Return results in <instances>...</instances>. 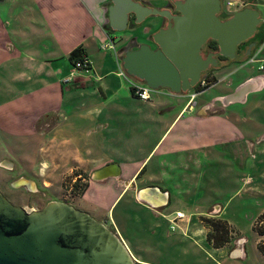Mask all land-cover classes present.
<instances>
[{"label": "crops", "instance_id": "0c3cea01", "mask_svg": "<svg viewBox=\"0 0 264 264\" xmlns=\"http://www.w3.org/2000/svg\"><path fill=\"white\" fill-rule=\"evenodd\" d=\"M107 6V0H0V146L6 142L34 145V155L23 157L26 162L44 154L52 160L69 161L73 170L78 171L76 178L80 173L90 176L103 166L115 165L118 177L106 179L105 185L94 193V198L105 206L103 214H108L114 203L119 199L117 205L125 195L132 200L133 192L128 190L132 183L138 188L158 186L167 194L170 205L171 193L163 183L168 180L165 172L202 166V156L207 150L243 140L241 131L235 127L236 115L229 107L246 104L249 95L255 93L245 94L244 98L226 106L227 114L224 108L213 115L197 105L193 93L184 96L156 90L148 101L134 98L124 80L116 76L118 68L121 69L119 49L114 51L113 61L97 51V46L101 47L110 37L105 28ZM263 48L264 42L258 52L262 65L258 80L264 89ZM74 49L81 50L89 61V75L70 76L68 56ZM91 56L101 58L95 62ZM259 107L258 103L252 106L253 110ZM228 114V118L224 117ZM86 134H98L101 144L110 143L114 135L125 137L126 154L119 148V152L116 149L101 159L90 160L91 149L80 147L82 139L76 138ZM136 142L139 146L135 148ZM131 150L137 153L128 156ZM153 198L160 200L157 196ZM169 205L159 214L179 212L184 217L190 216L195 221L191 226L198 227L187 229L183 237L171 232L167 225L164 239L172 247L165 264H175L181 256L187 261V248L192 247L191 242L195 243L192 237H201L210 247L205 240L207 229L204 231L197 223L200 217L206 216L225 221L234 235L221 248H211L218 258H226L229 264H238L247 258L246 241L235 233L234 223L224 218L223 207L212 203L206 212L198 211L193 216L169 209ZM262 213L260 210L253 220ZM154 228L158 230L151 232L159 231L157 225ZM253 251L262 261L255 243ZM207 261L210 260L202 258L198 263Z\"/></svg>", "mask_w": 264, "mask_h": 264}, {"label": "rangeland", "instance_id": "374dc122", "mask_svg": "<svg viewBox=\"0 0 264 264\" xmlns=\"http://www.w3.org/2000/svg\"><path fill=\"white\" fill-rule=\"evenodd\" d=\"M221 2L227 15L244 8L247 4L246 0H221ZM150 4L160 6L162 2L152 1ZM257 9L264 23L262 4H259ZM159 24V19L150 18L134 31L110 32L111 36L117 35L115 37V52L120 47L125 46L127 39L132 36L137 39L138 45L143 44L149 48L152 47L147 41V36L153 34L160 26ZM142 33L145 34L144 37H142ZM260 41L261 38L258 39L256 48L247 58L204 74L202 83L187 93L201 92V95L196 99L197 105L203 104L206 113L213 115L217 112L221 113L225 107L222 103L217 102L219 98L226 102L228 95L233 94L249 80L251 88L246 95L253 92L255 95H249L246 104H234L229 107V111H233L236 115L235 127H238L244 139L225 145H217L211 149L212 151L207 150L202 156V166H189L187 171L169 169L165 172L168 180L163 182L171 193L172 199L169 209H178L195 216L198 211L206 212L212 203L223 207L224 218L234 223L232 225L236 230L235 233L245 239L246 246L249 248L247 258L238 264H264V234H257L261 230L258 226L254 229L257 232L251 230V222L253 221L252 227H255L257 222L253 218L257 216L256 214L260 210L264 211V89L262 84L253 82L259 79L258 74L261 72L258 69L259 66H262L258 60L260 58L258 52L262 46ZM97 51L101 55L110 57V60L113 61L114 52L112 50H102L97 46ZM91 58L93 61L99 62L101 57L91 56ZM256 67L258 70L254 71ZM249 70L254 72H248ZM75 75L85 76L86 74L76 73ZM261 87L262 90H260ZM255 103H258L260 107L253 110L252 106ZM224 117L228 118L229 114ZM85 130L86 127L83 128L84 132ZM97 136L98 134L76 136V138L82 139L78 144L80 147L91 149L88 159H101L103 155H110V151L116 152L117 149L119 152V148L126 154L124 150L126 146L125 137L122 140L119 135H114L111 136L112 141L110 143L105 141L106 143L102 142L101 144L99 139H102ZM138 146L139 143L136 142L135 148ZM34 152V145L22 146L6 142L4 146H0V164L3 165L0 166V195L11 205L29 213L42 209L46 203L51 201L63 202L76 210L87 213L93 220L104 224L109 230L112 229L110 224L113 223L117 233L138 263L147 264L144 262L147 261L152 264H165V258L171 252L172 245L164 239V231L167 229V223L164 219L136 206L129 195H125L116 205L118 199L110 212L103 214L105 206L94 198V193H97L96 189L100 190L106 182H102L103 180L98 181V183L89 181L88 176L82 175V173H80L79 178H76L75 172L78 171L73 170L71 162L52 160L48 156L45 157V154L43 157L36 155L27 162L23 159L24 156L32 157ZM136 153L132 150L128 151V156H133ZM172 159L173 157H171ZM197 159H199V155ZM6 162L10 163V166ZM189 164L191 165L190 161ZM190 173L193 176L191 181ZM19 178L32 181L35 185V191L32 192L23 187L12 188L11 184ZM114 184L119 185L118 183ZM113 208L114 210H112ZM206 218L213 217L206 216ZM193 223H195L194 220L191 221V224ZM155 225L159 227V231L153 233L151 231L158 230V228H154ZM201 225L205 231L207 227L204 226L203 222ZM201 225L199 224V226ZM195 227L198 225L189 226L188 229ZM229 237L234 238L230 230ZM191 240L195 243L191 242L192 247L187 248L189 255V258L186 257L187 261H185L184 256H181L175 264H199L198 262L202 258L210 260L205 264H229L226 258H218L217 253L206 246L201 237H192ZM254 243L257 252L263 256L262 261H259L254 254ZM258 246L262 247L263 252L258 251Z\"/></svg>", "mask_w": 264, "mask_h": 264}, {"label": "water", "instance_id": "95a60500", "mask_svg": "<svg viewBox=\"0 0 264 264\" xmlns=\"http://www.w3.org/2000/svg\"><path fill=\"white\" fill-rule=\"evenodd\" d=\"M107 1L106 21L112 32L125 29L128 15L133 17L134 24L150 16L167 21L164 28L150 36L155 50L138 45L135 50H124L118 62L129 78L153 91L174 94L192 90L200 75L216 65L212 54L201 57L206 41L215 43L218 56L231 60L236 46L250 39L261 22L258 10L253 7L240 9L220 21V0L172 1L176 15L134 0ZM258 2L264 5V0ZM253 82L260 83L258 79ZM249 83L228 95L226 101L242 99L251 88ZM118 173L115 165L108 164L91 172L89 178L98 182L115 179ZM11 187L35 191L34 183L24 178L17 179ZM150 192L158 191L147 189L137 196ZM0 264H133V261L115 234L82 211L51 201L40 210L27 213L0 195Z\"/></svg>", "mask_w": 264, "mask_h": 264}, {"label": "flooded vegetation", "instance_id": "af4514ba", "mask_svg": "<svg viewBox=\"0 0 264 264\" xmlns=\"http://www.w3.org/2000/svg\"><path fill=\"white\" fill-rule=\"evenodd\" d=\"M136 2H138L140 5L142 6H146L148 8H154L156 10H165L167 11L168 13H170L171 15H176V13L174 12L173 10V6H172V1H180V0H134ZM152 1H160L162 2V4L160 6H153L150 4V2ZM247 1V4L245 5L244 8L246 7H253V8H256L257 9V6L259 5V2L258 0H246ZM243 9V8H242ZM258 10V9H257ZM231 15V14H230ZM230 15H227L225 12H224V9L222 7V2L220 0V9H219V13H218V19L220 21H223L225 20L226 18H228ZM150 18H156V19H159L160 21V26H158V28L154 31L156 32L158 29L160 28H164L167 24V21L165 19H162V18H159V17H156V16H150V17H146L142 22H140L139 24H134L133 23V17L131 15H128V18H127V22H126V26H125V29L121 32H129V31H134L136 30L137 28H139V26L144 23L145 21L149 20ZM105 28H106V31L108 33L112 32L108 25H107V22H106V25H105ZM149 31V30H148ZM145 33V31H143ZM261 33L264 34V23L263 21L261 20V22L257 25L256 27V30L254 32V35L240 43L238 46H236L235 48V51H234V57L233 59L229 60L227 58H224V57H221V56H218L217 55V48H216V45L213 41H206V43L203 45L202 49H201V57L202 58H205L208 54H212V58L215 59L216 61V65L215 66H209L208 69L202 73L200 75V80L198 81V83L196 84V86L193 88H197L199 86V84L202 83V76L212 70H217V69H220V68H224L226 66H229L231 64H234V63H238L239 60H244L245 58H247L249 55H251V53L253 52V50L256 48V45L258 43V39L261 38V43L263 42V35L261 36ZM152 34V33H151ZM147 36V41L149 42V44H151L152 47H150L151 50H155L156 47L152 44L151 40H150V36ZM117 35H115L116 37ZM111 38H114L110 35ZM116 41V39H115ZM137 39H135L133 36L128 38L127 41L125 42V46H122L119 48V53H122L124 50L128 49V50H135L138 46L137 44ZM248 47H250L248 49ZM248 52V53H247ZM243 62V61H242ZM192 89V90H193ZM200 92V91H199ZM188 93V92H187ZM182 94L184 96L188 95V94ZM199 95H201V92L200 93H195V97H198ZM227 98V97H226ZM218 103H222V105H224L225 107L223 108H226V106H228L229 104H232V102H225L224 100L222 101V99L220 100H217ZM234 102V101H233ZM200 108H204L203 104L201 106H199ZM200 110H198L199 112ZM206 111V110H205ZM87 179H89L90 181V178L89 176L87 177ZM106 180H103L102 182H105ZM92 182H95V181H92ZM95 183H98V182H95ZM147 189H157V196L159 197L160 200H151V201H148L146 199H144V195H141L139 197H142L141 199L137 196L139 192H142V191H145ZM129 192H133V196H132V202L142 208V209H145L149 212H151L152 214H157L159 217H161L162 219H164L168 225V228H169V220L172 218V215L176 212H172L170 214H166V215H160L159 213L161 211H163L168 205H169V201H168V198H167V194L162 191L158 186H153V185H147V186H142V187H136L134 183L130 184L129 188H128ZM128 192V194H129ZM145 194H148V193H145ZM150 194V193H149ZM162 195H163V198H162ZM3 197V196H2ZM162 199V201H161ZM85 213V212H84ZM179 213V212H178ZM87 214V213H86ZM88 215V214H87ZM188 222L186 224V227H185V224L184 222H181V221H176L175 224L177 226V228L173 229V230H170L171 232H177L179 233L180 236H183L185 237L186 236V232H183V229L184 227L186 228L185 231L189 228V226H191V219H190V216L189 217H186ZM201 218L200 217L198 220H199V224H202V221H201ZM201 222V223H200ZM102 224V223H101ZM104 225V224H102ZM112 229L109 230L111 231L113 234H115L120 240H121V237L120 235L117 233L116 231V228L115 226L113 225V223L110 224ZM105 227V226H104ZM106 228V227H105ZM181 230V231H180ZM184 233V234H183ZM122 241V240H121ZM127 249V248H126ZM129 252V250H128ZM130 254V252H129ZM131 255V254H130ZM132 257V255H131ZM133 258V257H132ZM134 259V258H133Z\"/></svg>", "mask_w": 264, "mask_h": 264}, {"label": "built area", "instance_id": "2783aa9c", "mask_svg": "<svg viewBox=\"0 0 264 264\" xmlns=\"http://www.w3.org/2000/svg\"><path fill=\"white\" fill-rule=\"evenodd\" d=\"M262 8H264V5H262ZM115 43H116L115 38L108 37L106 39L105 44H103L100 48L102 50H106V51L107 50H112L114 52L115 51V49H114L115 48ZM71 68H72V71L70 72V76H73L76 73L77 74H86V75H89V73L91 72L90 63H89V61L87 60L86 57H83L79 61L73 62V64L71 65ZM258 69L260 70L261 69V66H259ZM116 76L118 78H121V79L124 80V82L128 86V89L130 90L132 96L134 98L140 100V101H144L145 102V101L150 100L151 94L153 92H155V91L149 89L148 87H146L143 83H141V82H139V81H137L135 79L129 78L119 68L117 70ZM178 220L181 221V222H184L185 227H186V224L188 222L187 218L184 217L183 214L176 212V213H174L172 215V218L168 222L169 223V229L170 230H173V229L177 228L175 222L178 221ZM185 227L183 229V232H185V229H186ZM132 261H133V264H143V263H138L133 258H132Z\"/></svg>", "mask_w": 264, "mask_h": 264}, {"label": "trees", "instance_id": "16d2710c", "mask_svg": "<svg viewBox=\"0 0 264 264\" xmlns=\"http://www.w3.org/2000/svg\"><path fill=\"white\" fill-rule=\"evenodd\" d=\"M263 33H261V36ZM83 57H85L84 53L79 50V49H74L68 56V59L70 61V65L73 64L75 61L81 60ZM201 221L203 222L204 226L207 227V233L205 240L212 249H219L221 248L224 244H226L229 241V229L225 221L217 219V218H206L202 217ZM256 223L255 227H252V231L258 226L259 230L257 232L258 235H263L264 234V213L259 215L256 218ZM258 251H262V247L258 246Z\"/></svg>", "mask_w": 264, "mask_h": 264}, {"label": "bare ground", "instance_id": "6f19581e", "mask_svg": "<svg viewBox=\"0 0 264 264\" xmlns=\"http://www.w3.org/2000/svg\"><path fill=\"white\" fill-rule=\"evenodd\" d=\"M240 97H241V95H240ZM153 196H157L156 193L155 192H150V194L149 193L148 194H144V199H146L148 201H151V200H154ZM161 201H162V199H161Z\"/></svg>", "mask_w": 264, "mask_h": 264}]
</instances>
